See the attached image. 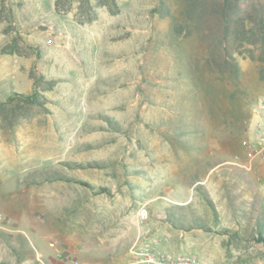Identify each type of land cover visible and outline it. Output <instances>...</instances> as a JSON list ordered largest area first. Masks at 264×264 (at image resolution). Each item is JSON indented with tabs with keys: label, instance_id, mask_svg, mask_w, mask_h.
<instances>
[{
	"label": "rangeland",
	"instance_id": "374dc122",
	"mask_svg": "<svg viewBox=\"0 0 264 264\" xmlns=\"http://www.w3.org/2000/svg\"><path fill=\"white\" fill-rule=\"evenodd\" d=\"M113 1L0 0V264H264V164L242 145L261 42L185 0ZM236 10L264 20V0ZM39 74L37 104L7 100Z\"/></svg>",
	"mask_w": 264,
	"mask_h": 264
},
{
	"label": "trees",
	"instance_id": "16d2710c",
	"mask_svg": "<svg viewBox=\"0 0 264 264\" xmlns=\"http://www.w3.org/2000/svg\"><path fill=\"white\" fill-rule=\"evenodd\" d=\"M60 1L61 0H55V8L57 10H60ZM110 3H112V11L117 10V7H115V2L113 0H108ZM159 1V10L160 12H167V6L165 5L164 0H158ZM240 0H185V9L184 11L187 13H194L201 14L203 13H209L215 14L217 17L221 19L223 22V29L222 33L223 35H230L231 33L235 36V39H243L245 38L248 41V44L251 46H254L257 44V39L261 42V54L259 55L258 59L263 64L262 67L259 68L258 74L259 78L264 80V20L258 19L257 21L253 20V24L249 25L247 27L248 23L245 20V17H241L236 10L239 6ZM80 7L85 5L87 6V9H91L90 0H80L79 2ZM93 8V6H92ZM114 8V9H113ZM84 10L85 13L88 12V10ZM68 9H65V11ZM234 15L233 20H230V16ZM232 26V27H231ZM256 38V39H255ZM238 40H235L238 42ZM13 52V51H12ZM225 53H223L222 56H220V61L218 62V65L220 66H227V68H231L233 71H237L239 69V65L237 63V60L231 52L228 50H224ZM235 54L242 56L243 58L248 57L250 60H255V57L252 53V50L248 51V53H241L238 49H235ZM222 65H221V64ZM52 80L46 79L42 74L36 75L33 77V83H32V90L29 94H23V93H11V95L7 98L8 101H21L25 104H37L39 102L40 98V92H39V86L43 87H49L52 85ZM1 105V102H0ZM57 179H63L62 175L58 173H53L50 176H47L45 180H57ZM254 209V206H252V210ZM256 213H258V216L255 217V226L257 230V240L262 242L264 245V201H261L260 205H257Z\"/></svg>",
	"mask_w": 264,
	"mask_h": 264
},
{
	"label": "built area",
	"instance_id": "2783aa9c",
	"mask_svg": "<svg viewBox=\"0 0 264 264\" xmlns=\"http://www.w3.org/2000/svg\"><path fill=\"white\" fill-rule=\"evenodd\" d=\"M251 132L242 140V145L247 150L248 164L245 165L246 169H251L252 163L259 162L264 164V100H258L251 111ZM139 217L145 218L148 214L145 207H141L138 211ZM52 245V244H50ZM135 254L136 250L133 251ZM141 258L133 261V264L139 263H154L165 264L161 260H155L147 248L140 252ZM178 262L188 264L190 259L188 257H179Z\"/></svg>",
	"mask_w": 264,
	"mask_h": 264
}]
</instances>
